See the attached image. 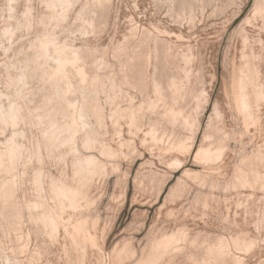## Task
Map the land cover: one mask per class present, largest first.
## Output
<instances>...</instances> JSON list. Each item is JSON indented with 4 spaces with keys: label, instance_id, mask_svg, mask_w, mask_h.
Listing matches in <instances>:
<instances>
[{
    "label": "rangeland",
    "instance_id": "rangeland-1",
    "mask_svg": "<svg viewBox=\"0 0 264 264\" xmlns=\"http://www.w3.org/2000/svg\"><path fill=\"white\" fill-rule=\"evenodd\" d=\"M0 264H264V0H0Z\"/></svg>",
    "mask_w": 264,
    "mask_h": 264
},
{
    "label": "bare ground",
    "instance_id": "bare-ground-1",
    "mask_svg": "<svg viewBox=\"0 0 264 264\" xmlns=\"http://www.w3.org/2000/svg\"><path fill=\"white\" fill-rule=\"evenodd\" d=\"M48 2V1H47ZM51 17V16H50ZM49 19V18H48ZM51 19V18H50ZM44 42V41H43ZM39 45H41V44H39ZM42 46V45H41ZM36 47H37V44H36ZM43 47V46H42ZM52 47H54V46H51L50 48L52 49ZM38 48V47H37ZM40 48V50L39 49H37V50H39V52H38V54L40 53V56H38V54H37V57H42V61L40 62L38 59V61L37 62H39V64H38V66H36V70H38V72H39V74H40V76L43 78V80L45 79V81H47V82H50V83H52V82H54V83H60V82H62V80H64V76H63V72H62V70H61V67L64 65V63L66 62V58H69L68 56L71 54H69V55H67V53H68V51L67 50H69V49H67V50H63V47H62V49H57V48H53V51L51 50V55H50V53H48L49 52V48L47 49V48H41V47H39ZM60 48H61V46H60ZM65 48V47H64ZM68 48V47H67ZM155 48V47H154ZM158 50V49H157ZM67 51V52H66ZM70 51V50H69ZM74 52V51H73ZM163 52V51H162ZM36 53V52H35ZM159 53V52H158ZM157 53V54H158ZM48 54L50 55V56H52V59L54 60V64L53 65H55L53 68H49V69H47L48 67H44L43 66V64L45 65L46 64V62L48 61V59L46 60V56H48ZM73 54V53H72ZM71 54V55H72ZM156 54V53H155ZM75 55V54H74ZM141 56V55H140ZM161 56V55H160ZM163 56V55H162ZM250 56V55H249ZM36 57V58H37ZM245 57V56H244ZM50 58V57H49ZM77 58V57H76ZM252 58V57H251ZM72 59H74V57L72 58ZM71 59V60H72ZM182 59V58H181ZM70 60V61H71ZM137 60V59H136ZM52 61V60H51ZM50 61V62H51ZM65 61V62H64ZM69 60H67V62H68ZM184 61H185V59H184ZM242 61V60H241ZM180 62V61H179ZM188 62V61H187ZM248 62V61H247ZM48 63V62H47ZM63 63V65H61ZM189 63V62H188ZM51 64V63H50ZM66 64V63H65ZM175 64V63H174ZM245 64V63H244ZM88 65V64H87ZM83 66V65H82ZM89 67V66H88ZM104 67V66H103ZM138 67V66H137ZM165 67V66H164ZM178 67V66H177ZM190 67V66H189ZM188 67V68H189ZM109 68V67H108ZM154 68V67H153ZM174 68V67H173ZM254 68V67H253ZM248 69V68H247ZM78 70V69H77ZM94 70V69H93ZM104 70V69H103ZM160 70V69H159ZM200 70V69H199ZM246 70V69H245ZM247 71V70H246ZM37 72V71H36ZM37 72V73H38ZM78 72V71H77ZM34 73V72H33ZM91 73H93L92 71L90 72V74ZM96 73V72H95ZM95 73L94 74H92V75H90V77H89V75L88 74H85V72L83 71V69L82 70H80V72H79V75H80V79L81 80H78V81H80V84L82 83V85L84 84L85 86L86 85H88L89 87H91V85H92V83L94 84V82H95V85H96V83H98L97 82V80L99 81V78L96 80V78L98 77L97 76V74L95 75ZM135 73V72H134ZM155 73V72H154ZM153 73V74H154ZM164 73V72H163ZM247 73V72H246ZM248 73H249V71H248ZM247 73V74H248ZM76 74H78V73H76ZM253 74V73H252ZM79 75H78V79H79ZM86 75H88V77L89 78H87V76ZM77 76V75H76ZM97 76V77H96ZM142 76V75H141ZM153 76V75H152ZM239 76V75H238ZM255 76V75H254ZM75 77V76H74ZM183 77V76H182ZM240 77V76H239ZM251 77V76H250ZM137 78V77H136ZM188 78V77H187ZM40 79V78H39ZM159 79V78H158ZM255 79V78H254ZM154 80V79H153ZM152 80V81H153ZM185 80V79H184ZM186 81V80H185ZM197 81V80H196ZM201 81V80H200ZM44 82V81H43ZM64 82V81H63ZM129 82V81H128ZM147 82V81H146ZM181 82V81H180ZM79 83V82H78ZM160 83V82H159ZM239 83V82H238ZM237 83V84H238ZM256 83V82H255ZM62 84V83H61ZM64 84V83H63ZM66 84V83H65ZM64 84V85H65ZM68 84V83H67ZM161 84V83H160ZM175 84V83H174ZM180 84V83H179ZM251 84V83H250ZM57 85V84H56ZM94 85V86H95ZM159 85V84H158ZM186 85V84H185ZM187 85H188V83H187ZM53 86V85H52ZM154 86H155V83H154ZM156 86H157V82H156ZM173 86V85H172ZM171 84L170 83H167V86H166V88H168V91L170 92H172V91H174V90H172L171 89ZM177 86V85H176ZM59 87V86H58ZM63 87H65V86H63ZM67 87H69V86H67ZM87 87V86H86ZM96 87V86H95ZM119 87V86H118ZM138 87V86H137ZM136 87V88H137ZM239 87V86H238ZM55 88V87H54ZM60 88H62V86L60 87ZM66 88V87H65ZM65 88H64V90H65ZM70 88V87H69ZM154 88V87H153ZM159 88V87H158ZM157 88V89H158ZM174 88H175V86H174ZM90 89V88H89ZM88 89V90H89ZM145 89V88H144ZM238 89V88H237ZM63 90V89H62ZM63 90V91H64ZM84 90V89H83ZM143 90V89H142ZM189 90V89H188ZM236 90V89H235ZM68 91V90H67ZM79 91V90H78ZM90 91V90H89ZM114 91V90H113ZM159 91H160V89H159ZM256 91V90H255ZM254 91V92H255ZM65 92H66V90H65ZM64 92V93H65ZM69 92V91H68ZM68 92H66V93H68ZM93 92H94V90H93ZM164 92V91H163ZM184 92H185V90H184ZM63 93V94H64ZM120 93V92H119ZM154 93V92H153ZM175 93H176V91H175ZM249 93V92H248ZM93 94V93H92ZM151 94V93H150ZM181 94V93H180ZM198 95H202V94H199V93H197ZM65 95H67V94H65ZM159 95H160V93H159ZM171 95V94H170ZM174 95V94H173ZM196 95V94H195ZM120 96V95H119ZM154 96V95H153ZM150 97H152V96H150ZM179 97V96H178ZM146 98H147V96H146ZM155 98V97H154ZM158 98V97H157ZM65 99H66V97H65ZM88 99V98H87ZM172 99V98H171ZM84 100V99H83ZM154 100V99H153ZM159 100V99H158ZM163 100V99H162ZM182 100V99H181ZM129 101V100H128ZM134 101V100H133ZM150 100H148V102H149ZM156 101V100H155ZM160 101V100H159ZM164 101V100H163ZM183 101V100H182ZM68 102V101H67ZM85 102V101H84ZM86 102H89V101H87L86 100ZM46 103V102H45ZM91 102H89L88 104H90ZM155 103V102H154ZM128 104V103H127ZM152 104V103H151ZM177 104V103H176ZM92 105V103L89 105V106H91ZM144 105V104H143ZM92 106H96V105H92ZM142 106V105H141ZM78 107V106H77ZM138 107V106H137ZM153 107V106H152ZM174 107V106H173ZM178 107V106H177ZM188 107V106H187ZM80 108H82V107H80ZM99 108V107H98ZM117 108H118V106H117ZM148 108V107H147ZM240 108V107H239ZM65 109H66V106H65ZM92 109H96L95 107H93ZM92 109H90V110H92ZM70 110V109H69ZM132 110V109H131ZM169 110V109H168ZM62 111V110H61ZM67 111H68V106H67ZM66 111V112H67ZM96 111V110H95ZM177 111V110H176ZM181 111V110H180ZM70 112V111H69ZM93 112H94V110H93ZM116 112V111H115ZM242 112V111H241ZM68 113V112H67ZM82 113V112H81ZM96 113V112H95ZM154 113V112H153ZM171 113V112H170ZM176 113V112H175ZM94 114V113H93ZM114 114V113H113ZM180 114V113H179ZM244 114V113H243ZM68 115H70L69 113H68ZM68 115H67V117H68ZM97 115H98V113H97ZM131 115V114H130ZM175 115V114H174ZM15 116V115H14ZM72 116V115H71ZM77 116V115H76ZM87 116V115H86ZM158 116V115H157ZM169 116V115H168ZM182 116V115H181ZM154 117V116H153ZM187 117V116H186ZM10 118V117H9ZM14 118V117H13ZM45 118V117H44ZM64 118H65V116H64ZM69 118V117H68ZM67 118V119H68ZM114 118V117H113ZM123 118V117H122ZM145 118V117H144ZM130 119V118H129ZM168 119V118H167ZM165 120V119H164ZM193 120V119H192ZM174 121V120H173ZM68 123L66 124V123H64L65 125V128H67L68 127V129L71 127H74L73 125H72V123H70L69 121H67ZM180 122V121H179ZM194 122V121H193ZM114 123V122H113ZM181 123V122H180ZM191 123H192V121H191ZM197 123V122H196ZM135 124H137L136 122H135ZM139 124V123H138ZM50 125V124H49ZM197 125V124H196ZM58 126V125H57ZM60 127V126H59ZM62 127V126H61ZM82 127V126H81ZM146 129V128H145ZM52 130V129H51ZM63 130V129H62ZM74 130H75V128H74ZM147 130V129H146ZM71 131V130H70ZM139 131V130H138ZM150 132V131H149ZM69 133V132H68ZM45 134V133H44ZM52 134V133H51ZM48 135V134H47ZM50 135V134H49ZM149 136V135H148ZM127 140V139H126ZM120 146V145H119ZM110 152V151H109ZM111 153V152H110ZM113 155V154H112ZM205 158V157H204ZM208 161V160H207ZM86 163V162H85ZM96 172V171H95ZM93 178V177H92ZM53 185V184H52ZM57 191V190H56ZM73 195V194H72ZM62 196V195H61ZM59 197V196H58ZM73 198V197H72ZM62 199V198H61ZM69 199V198H68ZM70 202V201H69ZM76 202V201H75ZM82 220V219H81ZM73 224V223H72ZM82 226V225H81ZM86 232V231H85ZM82 234V233H81ZM90 238V237H89ZM236 258V257H235Z\"/></svg>",
    "mask_w": 264,
    "mask_h": 264
}]
</instances>
